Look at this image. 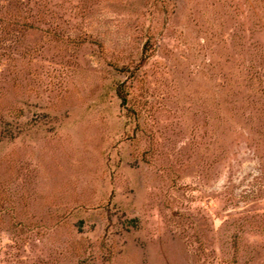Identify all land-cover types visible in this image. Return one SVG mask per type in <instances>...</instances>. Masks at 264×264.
I'll return each mask as SVG.
<instances>
[{
    "label": "rangeland",
    "instance_id": "1",
    "mask_svg": "<svg viewBox=\"0 0 264 264\" xmlns=\"http://www.w3.org/2000/svg\"><path fill=\"white\" fill-rule=\"evenodd\" d=\"M0 264H264V0H0Z\"/></svg>",
    "mask_w": 264,
    "mask_h": 264
},
{
    "label": "trees",
    "instance_id": "2",
    "mask_svg": "<svg viewBox=\"0 0 264 264\" xmlns=\"http://www.w3.org/2000/svg\"><path fill=\"white\" fill-rule=\"evenodd\" d=\"M118 93H119V95H121L123 97V99H125L124 94H121V92H118Z\"/></svg>",
    "mask_w": 264,
    "mask_h": 264
}]
</instances>
